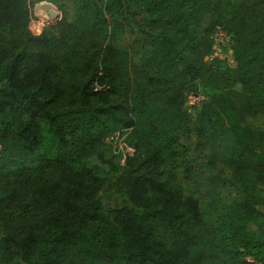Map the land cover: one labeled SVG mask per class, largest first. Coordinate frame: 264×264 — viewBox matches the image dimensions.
Segmentation results:
<instances>
[{"label":"trees","instance_id":"1","mask_svg":"<svg viewBox=\"0 0 264 264\" xmlns=\"http://www.w3.org/2000/svg\"><path fill=\"white\" fill-rule=\"evenodd\" d=\"M0 264H264V0H0Z\"/></svg>","mask_w":264,"mask_h":264},{"label":"rangeland","instance_id":"2","mask_svg":"<svg viewBox=\"0 0 264 264\" xmlns=\"http://www.w3.org/2000/svg\"><path fill=\"white\" fill-rule=\"evenodd\" d=\"M44 4H52L50 2H42V3H37L35 4L32 9H31V23H30V28L32 30V32L34 34H40L43 29L50 23V22H56L58 20H60V17L55 15V14H50L49 10L43 9L41 8ZM57 10L58 8L52 4ZM52 10V9H51ZM151 10V9H150ZM54 11V10H53ZM59 11V10H58ZM222 35V34H221ZM227 46H230V44ZM229 48V47H228ZM228 55L230 56L232 54L231 50L228 51ZM193 98H190L187 102V108H189L190 112H193L192 110H194L195 108L198 109V111L196 112L197 114L201 112V103L204 101V96L202 94H199L198 96H194L192 95ZM224 113L223 111L218 112L217 116H215L213 114L212 119L214 120H222L224 117ZM227 116H229V114H227ZM229 137L225 138V141H223L222 144H218L216 146V144H212L211 146H209V148L211 150H214V153L216 155H218L219 157H221V154L226 153L224 151L225 146H232L233 143V139L235 138L234 134H230V131L227 134ZM54 144L55 141L53 140V137L51 134H49L48 132H46L45 134V138L41 147V152L44 154H53V150H54ZM227 147V148H228ZM226 148V149H227ZM210 156L213 154L212 151H210L208 153ZM121 199L119 198V196L117 195H112L110 197V203L111 204H117L120 203ZM241 227V233H242V238L245 236H249L248 238H253L254 236L258 235L260 230L257 224H246V223H242L240 224Z\"/></svg>","mask_w":264,"mask_h":264},{"label":"water","instance_id":"3","mask_svg":"<svg viewBox=\"0 0 264 264\" xmlns=\"http://www.w3.org/2000/svg\"><path fill=\"white\" fill-rule=\"evenodd\" d=\"M41 8L49 10L50 14H55L61 18L60 12L52 4H44Z\"/></svg>","mask_w":264,"mask_h":264},{"label":"built area","instance_id":"4","mask_svg":"<svg viewBox=\"0 0 264 264\" xmlns=\"http://www.w3.org/2000/svg\"><path fill=\"white\" fill-rule=\"evenodd\" d=\"M190 98H193V96H190L189 99H190Z\"/></svg>","mask_w":264,"mask_h":264}]
</instances>
